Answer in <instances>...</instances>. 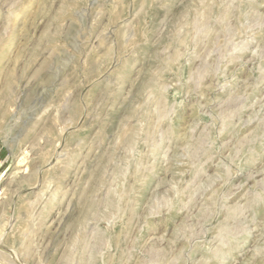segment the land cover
Listing matches in <instances>:
<instances>
[{
    "label": "rangeland",
    "instance_id": "374dc122",
    "mask_svg": "<svg viewBox=\"0 0 264 264\" xmlns=\"http://www.w3.org/2000/svg\"><path fill=\"white\" fill-rule=\"evenodd\" d=\"M0 264H264V0H0Z\"/></svg>",
    "mask_w": 264,
    "mask_h": 264
}]
</instances>
